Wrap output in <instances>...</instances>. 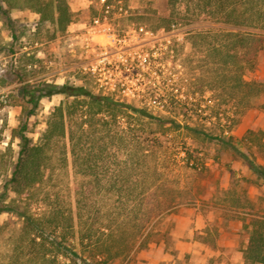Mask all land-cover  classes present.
Wrapping results in <instances>:
<instances>
[{
  "label": "rangeland",
  "instance_id": "1",
  "mask_svg": "<svg viewBox=\"0 0 264 264\" xmlns=\"http://www.w3.org/2000/svg\"><path fill=\"white\" fill-rule=\"evenodd\" d=\"M68 1L74 21L67 31L56 36L53 25L42 23L40 14L30 7L10 9L16 23L15 38L10 25L0 20L1 204L14 203V199L19 203L8 181L20 149L17 134L21 121L29 114L25 132L38 142L52 111L68 101L64 92L56 90L57 86L85 84L93 92L100 89L129 96L140 107L157 115L175 117L181 123L185 118L183 114L176 115L177 111L207 115L220 110L223 122L235 111L222 101L228 92L214 88V82L223 73L212 52L213 44L222 40L221 37L217 40L214 28L227 27L226 24L216 22L210 14H196L181 5L173 16L172 29H167L165 23L172 16L167 0H113V4L120 2L125 8L118 18L111 20L119 36L113 44L94 45L98 61L103 58L102 61L111 60L112 65H121L101 70L103 83L110 81L109 87H101L98 74L95 76L87 69L90 56L83 45L93 18L102 13L108 0ZM247 76L264 80V50L256 69ZM117 81L124 85L120 92L113 87ZM253 102L233 128L225 130L227 136L232 135L230 142L235 147L184 127H174L172 122L158 125L144 119L141 124L129 111L115 128L113 138L103 130L99 133V148L105 147L103 158L97 172H89L84 180L80 176L84 174L75 171L70 139L66 136L67 162L61 159L64 151L60 149L55 154L56 164L61 165L57 170L60 178L46 183L39 198L46 194L54 196L59 189L70 195L74 203L75 185L79 184L89 201L86 211H92L94 218L110 222L120 212H129L142 219L146 230L152 224L147 218L159 208L154 196L135 199L125 190L120 193L118 187L111 190L108 179L110 175L122 179L130 175L138 190L144 180L163 175L165 186L156 193L161 195L164 205L170 204L173 190L178 200L195 202L169 208L155 223L153 236L146 245L110 264H247L244 259L250 236L247 223L253 214H264V177L249 167L245 155L264 165V90ZM189 122L215 133L210 121L203 126L200 121ZM70 125L75 130L77 123L72 121ZM138 127L150 138L160 136L164 148L158 147L144 156L134 136V128ZM90 139L91 136L84 138L86 147L91 145ZM189 149L200 157L193 172L184 158ZM90 175L105 179L99 185ZM129 186L134 187L131 182ZM20 224L16 210L0 214V264H11L9 256Z\"/></svg>",
  "mask_w": 264,
  "mask_h": 264
},
{
  "label": "trees",
  "instance_id": "2",
  "mask_svg": "<svg viewBox=\"0 0 264 264\" xmlns=\"http://www.w3.org/2000/svg\"><path fill=\"white\" fill-rule=\"evenodd\" d=\"M112 2L108 0L105 4ZM167 4L172 11V16L164 26L167 29H172L175 23L173 16L181 5H186L187 9H192L196 14H210L216 22L227 25L214 28L215 37L217 40L221 37L222 40L213 44L212 52L215 61L223 69L219 81L214 82V88L218 92H228L222 101L230 104L235 111L225 122L220 110L207 115L189 113L188 110L177 111L176 115L183 114L185 118V122L181 123L175 117L154 114L146 107L137 105L135 99L121 97L115 92L105 93L100 89L99 92H93L85 84L76 87L57 86L56 90L64 92L68 101L65 106L61 103L52 111L39 141L34 142L25 132L29 114L25 121H21L22 126L17 134L20 149L8 187L18 196L19 203H16V199L14 203H0V214L16 210L21 219L9 256L11 264H110L117 258L127 256L136 247L146 245L153 236L155 223L163 218L169 208L195 202L194 199L178 200L173 190L170 204L164 205L160 201L161 195L156 193L157 189L165 186L163 175H158L155 180H144L138 190L137 182L130 175L123 179L118 175H110L108 182L111 190L118 187L120 193L125 190L128 196L141 200L152 195L158 202L157 211L153 215L150 213L151 217L147 218L152 224L145 230L142 219L129 212H120L110 222L94 218L92 211H86L89 201L85 196L86 191L79 184L75 185L74 203L70 195H64L59 189L55 190L54 196L46 194L43 199L39 198V191L46 183L60 178L57 170L61 165L55 161V154L60 149L64 151L61 159L67 162L64 150L66 136L70 139L75 171L84 174L80 175L82 180L89 176V172H97L103 158L105 147L99 148V133L103 130L113 138L115 128L124 116L130 114L129 111L141 124L144 119L158 125L172 122L174 127H184L235 147L230 142L232 135L225 134L226 128L231 130L240 115L253 105L254 98L264 90V80L247 76L256 69L264 50V0H167ZM16 6L30 7L38 12L42 23L53 25V36L67 31L74 21L68 0H0V20L10 25L14 38L17 37L16 23L10 9ZM190 120L200 121L202 126L210 121V127L215 133L191 125ZM72 121L77 123L75 130L70 125ZM134 129L136 142L141 146L144 156L153 153L158 147L164 148L160 136L153 135L150 138L144 135L143 129ZM87 136H91L89 147L84 143ZM186 153V166L193 172L198 167L200 157L194 150L189 149ZM245 156L249 167L264 177V165ZM90 176L99 185L105 179L99 175ZM192 194L195 196V193ZM154 216L158 217L153 220ZM247 226H250V236L244 249V259L247 264H264V214H253Z\"/></svg>",
  "mask_w": 264,
  "mask_h": 264
},
{
  "label": "built area",
  "instance_id": "3",
  "mask_svg": "<svg viewBox=\"0 0 264 264\" xmlns=\"http://www.w3.org/2000/svg\"><path fill=\"white\" fill-rule=\"evenodd\" d=\"M123 11H125V8L120 2L116 4H104L102 8V13L96 15L93 18L90 27L87 29V32L84 35L83 48L90 56V63L87 65V69L90 70L93 74H95V76L96 73L98 74L96 78L98 80V84L101 87H109L110 81L104 84L99 74L101 73L102 69L107 67L110 68V66L112 65V61H102L103 58L101 61H98L97 58L99 55L96 49V45L94 44L97 43L105 46L106 44H113L115 40H117V35L119 36V33L113 28L111 20H115L116 18H118V16L121 15ZM119 65H121V63L116 65L114 64L111 68L114 69V66L119 68ZM121 84V81L115 82L113 85L114 89L120 92V90L124 88V85L121 86Z\"/></svg>",
  "mask_w": 264,
  "mask_h": 264
}]
</instances>
